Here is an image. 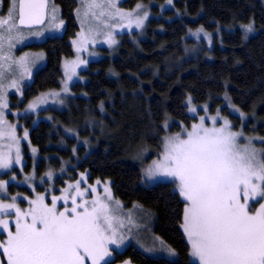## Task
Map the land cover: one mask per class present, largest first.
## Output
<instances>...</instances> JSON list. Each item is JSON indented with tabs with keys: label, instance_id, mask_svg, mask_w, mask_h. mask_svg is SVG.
<instances>
[{
	"label": "trees",
	"instance_id": "1",
	"mask_svg": "<svg viewBox=\"0 0 264 264\" xmlns=\"http://www.w3.org/2000/svg\"><path fill=\"white\" fill-rule=\"evenodd\" d=\"M16 2V3H15ZM1 0V13H17V0ZM61 12V34L22 44V49L40 50L45 63L24 87V101L47 89H56L61 80L62 59L72 54L69 39L76 34L75 10L78 0H52ZM126 8L141 3L150 9L144 33L119 36L111 57L90 60L70 86L65 108L48 109L51 119L25 115L30 127L29 141L23 143L24 163L0 175H15L26 183L10 182L12 194H32L29 180H50L56 193L77 172L67 170L93 153L118 154V161L135 168L158 155L164 124L170 131L189 126L194 119L185 100L210 102L212 108L228 93L233 104L257 117L255 130L264 135V0H124ZM15 10H14V9ZM4 10V11H3ZM16 15V14H15ZM18 15V13H17ZM16 15V16H17ZM17 20V18H16ZM17 25V24H16ZM251 25L247 31L245 26ZM17 27H19L17 25ZM19 29H25L19 27ZM27 29V28H26ZM201 33L197 39L194 33ZM205 35V36H204ZM24 105V104H22ZM233 126L241 122L223 106ZM253 121H250L252 124ZM250 127L246 126V130ZM45 186H35L43 190ZM140 208V217L156 223L155 212ZM175 260L152 256L134 244L115 253L113 261L134 264H196L188 259L189 241L184 235L172 242ZM112 261V262H113Z\"/></svg>",
	"mask_w": 264,
	"mask_h": 264
},
{
	"label": "rangeland",
	"instance_id": "2",
	"mask_svg": "<svg viewBox=\"0 0 264 264\" xmlns=\"http://www.w3.org/2000/svg\"><path fill=\"white\" fill-rule=\"evenodd\" d=\"M11 1L15 2V0ZM123 1L78 0L75 10L78 29L76 34L69 39L72 44V54L62 59V75L59 86L56 89L40 92L26 101H24L23 89L31 83L34 72L44 65L45 57L40 50L24 48L18 51L19 47L24 43L42 41L44 38L61 34L64 23L60 9L55 3H50L47 9V18L40 27L20 30L16 25L17 13L15 15L14 11H12V17L16 28L9 31L10 25H0V163L8 165L7 167L0 166V175L16 166L20 169V173H24L21 169L24 163L23 143L29 147V150H33L28 135L30 127L38 119H51L53 113H42L43 111H47L49 108L58 110L66 107L71 84L79 79L80 70L86 68L90 60H98L105 55L111 57L120 35L131 34L133 31H138L139 35L144 33L143 29L149 20L150 9L147 5L140 7L141 3L126 8ZM93 4L101 6L91 7L90 5ZM9 12L10 10L5 13L0 12V19H7ZM137 20L143 21L139 27L136 24ZM36 32H39L40 35H34ZM200 34V32L194 33L197 39L200 38L198 37ZM23 59H26L27 62L22 63ZM221 99V103L212 108L209 101L196 104L193 102L192 96L188 95L185 105L188 114L194 117L191 124L189 126L182 125L179 131H170L169 123H165V132L161 138L158 155L139 168L120 163L117 159L118 154L115 152L93 153L85 156L77 162L76 166L67 170L68 175L72 174V171H76L77 174L72 180H67L60 187L58 193L55 192L56 186L54 187L51 180L47 185L42 177L29 180L31 195L12 194L8 191L7 187L10 182L22 185L26 183L25 180L18 179L15 175L6 179L0 177V220L9 221L7 228L0 225V244L7 241L9 231L13 233L16 231V209L28 212L33 207L31 202L38 198L43 197V203L52 207L53 197H61L56 201L58 212L64 211L65 208L71 209L73 197L77 204L87 202L89 210L92 208V201L98 199L107 205L108 215L113 218L112 225L116 231V239L120 240L118 248L116 245H108L109 250L112 251L111 264H125V261L128 264H134L128 260L113 261L115 253H120L131 243L149 255L175 260L177 251L174 250L175 255H170L161 246V242L164 246L169 247L181 235H184L188 240L182 227L186 201L180 195L179 182L175 178L156 176L149 179L146 176V170L152 166L154 161L163 156L166 139L175 137L177 134L181 139H187V133L192 131L193 125H200L203 117L205 128H225L226 132L237 134L234 141L236 151L244 154L246 149L248 153L255 150L256 163L259 164L264 160V135L256 132V126H254L260 120L254 115L243 112L233 104L228 93H224ZM30 105H34V107H30ZM223 106L227 107L230 114L240 117L241 122L237 128L233 126L230 116L223 113ZM25 115L34 116L30 127L25 124ZM225 120L228 122L227 126H225ZM250 121L253 123L250 124ZM246 126L250 128L246 130ZM77 182H79V191L83 195H77ZM256 183L261 182L256 181ZM39 185L45 186L44 189L37 190L35 186ZM63 197H67V199ZM241 203H244L243 199H241ZM9 204L15 205V207L2 208L3 205ZM262 204H264V198L258 197L256 200L250 201L249 213L254 214ZM138 206L155 212L157 220L154 227L151 226V219L140 217L141 211ZM28 222H31L30 217ZM121 238L123 239L121 240ZM150 248L155 250L146 251ZM188 251V259L199 264L198 258L192 255L190 242ZM0 264H8L2 248H0ZM85 264H91V261L86 259Z\"/></svg>",
	"mask_w": 264,
	"mask_h": 264
},
{
	"label": "snow or ice",
	"instance_id": "3",
	"mask_svg": "<svg viewBox=\"0 0 264 264\" xmlns=\"http://www.w3.org/2000/svg\"><path fill=\"white\" fill-rule=\"evenodd\" d=\"M24 7L22 4L20 25L42 23L38 9L43 5H28L36 11L27 15ZM142 22L137 20V27ZM0 25H10L9 31L16 28L11 9L7 19H0ZM245 28L252 30L251 25ZM201 121L200 125H193L187 139H181L179 134L167 138L163 156L146 170V176L172 177L179 182L178 190L186 201L182 227L199 264H264V204L254 214L248 211L250 201L264 198V160L256 163L255 150L248 153L246 149L244 154L236 151L237 134L226 132L225 128H205L203 117ZM77 195H83L79 182ZM58 199L61 197H53L52 207L45 205L41 197L31 202L33 207L28 212L16 209V231H9L7 241L0 244L8 264H85L86 259L91 264H111L108 245L118 248L120 240L116 239L107 205L93 200L89 210L87 202L77 204L73 197V207L58 212ZM8 224L9 221L0 220L4 228ZM161 246L175 255L163 242Z\"/></svg>",
	"mask_w": 264,
	"mask_h": 264
},
{
	"label": "water",
	"instance_id": "4",
	"mask_svg": "<svg viewBox=\"0 0 264 264\" xmlns=\"http://www.w3.org/2000/svg\"><path fill=\"white\" fill-rule=\"evenodd\" d=\"M19 4H18V8H17V13H18V17H17V20H16V24L19 26V27H24V28H27V29H32V27H40L43 25L44 21L46 20L47 18V8H48V3L49 1L48 0H18ZM24 5V11H25V14L27 15V13L29 11H36V9H29L28 8V5H35V4H39V5H43V7L39 8L38 11L40 12V14L42 15L43 17V20H42V23L41 24H34V25H20L19 23V18H20V10H21V5Z\"/></svg>",
	"mask_w": 264,
	"mask_h": 264
},
{
	"label": "flooded vegetation",
	"instance_id": "5",
	"mask_svg": "<svg viewBox=\"0 0 264 264\" xmlns=\"http://www.w3.org/2000/svg\"><path fill=\"white\" fill-rule=\"evenodd\" d=\"M48 1H49L48 4L52 3V0H48ZM0 3H1V0H0ZM18 4H19V2H18V0H17V6H18Z\"/></svg>",
	"mask_w": 264,
	"mask_h": 264
}]
</instances>
